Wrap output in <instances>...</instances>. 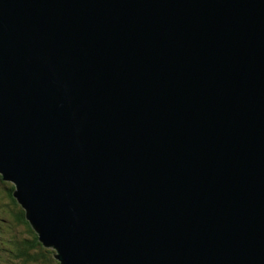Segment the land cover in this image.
Returning <instances> with one entry per match:
<instances>
[{
    "label": "water",
    "instance_id": "water-1",
    "mask_svg": "<svg viewBox=\"0 0 264 264\" xmlns=\"http://www.w3.org/2000/svg\"><path fill=\"white\" fill-rule=\"evenodd\" d=\"M0 176L60 264H264V0H0Z\"/></svg>",
    "mask_w": 264,
    "mask_h": 264
},
{
    "label": "trees",
    "instance_id": "trees-1",
    "mask_svg": "<svg viewBox=\"0 0 264 264\" xmlns=\"http://www.w3.org/2000/svg\"><path fill=\"white\" fill-rule=\"evenodd\" d=\"M14 190L15 186L5 182L0 176V202L6 203L5 209L0 212V220L9 221L8 227L12 232L4 242L2 233L7 229L0 226V245L7 246L9 257L12 259L7 260L5 264H58L54 261L53 249L40 242L38 234L26 218L25 211L13 196ZM19 227L24 229L22 236L18 235Z\"/></svg>",
    "mask_w": 264,
    "mask_h": 264
},
{
    "label": "rangeland",
    "instance_id": "rangeland-1",
    "mask_svg": "<svg viewBox=\"0 0 264 264\" xmlns=\"http://www.w3.org/2000/svg\"><path fill=\"white\" fill-rule=\"evenodd\" d=\"M5 205H6V203L0 202V212L5 209ZM3 218H5V217H3ZM8 224H9V221H7V220H4V221L3 220H0V226H2L4 229H7L6 232H4L6 234L2 233V239H4V242H5L6 238L10 237L9 234L12 233L11 230H10V228L8 227ZM17 232H18V235H21L22 236L23 235V232H24V229L22 227H19V230H17ZM7 250H8L7 249V246L2 247L0 245V264H5L6 262H8L7 260H9V259L12 260L9 257V253H8ZM54 253H55V251H54ZM54 261H56L59 264V262L55 258H54ZM10 264H11V262H10ZM14 264H18V262L17 263H14ZM19 264H22V263H19Z\"/></svg>",
    "mask_w": 264,
    "mask_h": 264
}]
</instances>
